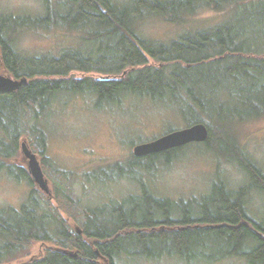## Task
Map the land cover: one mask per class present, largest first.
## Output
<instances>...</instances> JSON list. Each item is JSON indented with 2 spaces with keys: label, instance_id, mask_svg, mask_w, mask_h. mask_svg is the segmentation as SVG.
<instances>
[{
  "label": "trees",
  "instance_id": "16d2710c",
  "mask_svg": "<svg viewBox=\"0 0 264 264\" xmlns=\"http://www.w3.org/2000/svg\"><path fill=\"white\" fill-rule=\"evenodd\" d=\"M44 3L45 11L37 15L0 13V72L27 80L15 91L0 92V171L29 186L18 207H0V264L162 258L185 264L228 258L264 264V170L234 136L235 125L264 117V0ZM203 9H230V17L168 42L138 33V23L147 16L179 24ZM53 27L76 32L78 44L58 53L24 54L16 48L20 33ZM69 95H90L97 109L121 107L130 97L170 104L186 125L204 123L208 137L141 157L131 154L124 164L86 172L90 184L127 177L137 180L139 190L122 200L85 206L73 188L77 173L46 155L50 107ZM23 138L39 156L50 197L13 161ZM189 147L225 156L245 182L232 189L217 177L206 194L176 200L156 195L135 176L138 169L152 173L160 164L168 166ZM253 194L263 199L257 216L248 205ZM35 244L43 249L30 257Z\"/></svg>",
  "mask_w": 264,
  "mask_h": 264
},
{
  "label": "rangeland",
  "instance_id": "374dc122",
  "mask_svg": "<svg viewBox=\"0 0 264 264\" xmlns=\"http://www.w3.org/2000/svg\"><path fill=\"white\" fill-rule=\"evenodd\" d=\"M56 1L59 0H49L51 4ZM115 1L125 3L130 0ZM229 10L216 12L203 9L179 24L160 17L147 16L138 23L137 30L144 38L168 42L187 32L213 28L227 21L230 17ZM44 11V0H0V13L37 15ZM77 42L76 32L53 27L47 30L22 32L18 35L15 46L24 54L58 53L62 48L76 46ZM72 74L76 77L84 75L80 72ZM92 75L101 77L96 73ZM91 98L90 95H69L59 99L50 107L45 121V132L46 155L58 167L77 173L78 180L73 186L74 191L83 205L93 207L112 199L122 200L128 194L138 192L139 183L127 177H118L103 183L90 184L83 176L86 172L108 170L115 163L124 164L131 159L132 148L137 143L149 141L169 130L188 125L172 105L163 102L130 97L121 107L97 109L93 106ZM234 132L239 147L264 170V117L235 125ZM13 161L27 170L20 150ZM135 176L156 195L176 200L206 194L211 181L217 177L232 189L245 182L241 170L225 156L216 157L196 147L185 149L181 156L168 166L160 164L152 173L138 169ZM49 185L51 188L50 182ZM28 190L26 181L15 180L5 171H0V207H18ZM248 205L255 216L263 211V199L258 194H253L249 198ZM42 249L36 244L31 246L30 257L40 254ZM98 263L106 264L104 260H99ZM119 263L185 264L176 258L126 259ZM212 264L246 263L243 259L228 258Z\"/></svg>",
  "mask_w": 264,
  "mask_h": 264
},
{
  "label": "water",
  "instance_id": "95a60500",
  "mask_svg": "<svg viewBox=\"0 0 264 264\" xmlns=\"http://www.w3.org/2000/svg\"><path fill=\"white\" fill-rule=\"evenodd\" d=\"M26 78H13L6 72H0V92H11L17 90L22 84L26 83ZM208 137V128L204 123L198 122L188 125L184 128L170 130L149 141L137 143L132 148V154L135 157L165 151L171 148L180 147L189 143L204 142ZM20 151L25 159L27 171L34 184L48 197L52 195L49 181L44 175L37 155L31 151L27 140L22 139L20 143ZM75 230L80 233L81 230L77 226ZM51 249V246H48ZM63 253L76 257L77 254L66 249H57Z\"/></svg>",
  "mask_w": 264,
  "mask_h": 264
},
{
  "label": "flooded vegetation",
  "instance_id": "af4514ba",
  "mask_svg": "<svg viewBox=\"0 0 264 264\" xmlns=\"http://www.w3.org/2000/svg\"><path fill=\"white\" fill-rule=\"evenodd\" d=\"M41 254V253H40ZM40 254H37V255H40ZM37 255H33V256H37Z\"/></svg>",
  "mask_w": 264,
  "mask_h": 264
}]
</instances>
